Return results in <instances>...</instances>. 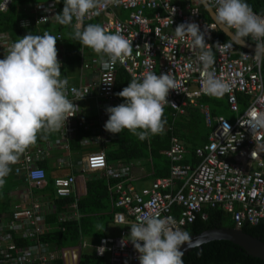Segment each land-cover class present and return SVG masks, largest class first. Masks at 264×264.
I'll return each instance as SVG.
<instances>
[{"label":"built area","instance_id":"obj_1","mask_svg":"<svg viewBox=\"0 0 264 264\" xmlns=\"http://www.w3.org/2000/svg\"><path fill=\"white\" fill-rule=\"evenodd\" d=\"M12 2L6 0L7 9ZM199 4V0H183L182 3L176 0H120L118 5L103 9L99 15L89 13L82 21L73 18L71 26L75 32L82 30L84 23L101 17V25L106 32L123 34L132 40L133 46L131 56L118 60L114 69L104 70L94 57L90 60L85 58L87 47L79 42L80 81L68 84L67 93L68 98L74 100L76 97L71 88L75 87L80 92L88 90L83 99L73 101L78 106L92 95L103 99L109 106L118 105L114 92L118 68H122L131 78L147 71L157 75L171 73L179 87L169 90L166 99L170 103L165 107L177 114L183 113L187 106H198V99L206 95L201 90L205 70L198 60L199 50L192 46V37H177L174 33L175 27L182 22H195L201 31L207 28L205 40L215 54V63L209 71L214 70L216 77L230 84L231 91L224 94L229 109L237 112L238 96L248 97V105L233 121L210 114L208 108L200 104L205 123L211 127V131L208 142L195 149L199 160L197 165L192 167L181 162L185 150L179 139L171 135L169 147L164 151L171 163L169 175L154 179L148 187L139 191L127 183L128 167L107 163L102 150L107 136L103 127L108 119L105 106L94 124L99 130L95 140L102 149L86 154L81 171L96 173L114 181L110 194L114 209H119L113 215L115 223L132 224L143 215L159 212L161 216H172L174 226L186 231L187 225L206 206H218L231 214L237 228L264 221V129L252 133L247 125L252 112L264 111L262 57L258 62L254 51L237 50L232 40L213 43L214 33L218 29L213 21L204 19ZM4 5L5 0H0V9ZM211 6L214 11L215 0H211ZM118 8L128 10V16L124 19L118 17L114 12ZM146 9L153 11L147 15L144 13ZM56 12L53 2L37 4L33 18L19 17L17 27H34V35L48 32L56 36L57 58L64 63L65 56L59 45L62 33L48 29L56 25ZM260 16L264 17V14ZM249 38L257 43L254 38ZM12 43L9 34L0 35V59L7 55ZM109 81L111 84L105 83ZM83 124L84 120L78 119L77 114L69 117L65 127L57 132L58 139L46 147L36 144L27 148L19 160L11 165L12 174L22 176L30 186L41 187L45 179V170L41 166L43 155L48 154L51 147L67 149L75 129ZM80 144H84V141L80 140ZM75 180L74 175L55 178V194L70 196ZM174 206L179 210L178 216H174ZM75 207L76 202H72L74 213H68L67 218L59 220L74 218ZM43 209L45 204L38 201H33L28 207L17 206L11 213L10 222L0 225V264H55L51 253L42 251V242L37 239L42 231L37 218ZM202 217H205L204 213ZM12 230L20 232L31 244L17 246ZM128 238L125 230L120 231L119 237H101L96 246L97 255L102 257L108 252L110 264H139V253Z\"/></svg>","mask_w":264,"mask_h":264},{"label":"clouds","instance_id":"obj_2","mask_svg":"<svg viewBox=\"0 0 264 264\" xmlns=\"http://www.w3.org/2000/svg\"><path fill=\"white\" fill-rule=\"evenodd\" d=\"M201 2L212 11L211 0ZM119 3L120 0H64L62 11L55 19L61 25H70L74 17L82 21L89 13L99 15L103 9ZM0 10H7L6 0ZM212 14L216 27L228 33L234 42L242 45L245 38H254L257 42L254 55L258 62L261 60L264 56V17L257 15L246 0H215ZM174 33L177 37L190 35L193 48L199 50L198 60L205 70L202 92L217 98L229 93L230 84L216 77L214 70L209 71L215 63V54L205 40L207 28L201 31L195 22H182L175 27ZM73 38L97 54V62L104 70L114 69L118 60L132 54V40L119 32H106L100 24L77 29ZM56 39L48 32L43 35L26 33L13 42L7 55L0 59V189L5 186L10 166L37 142L38 134L64 128L68 118L79 112L80 107L73 101L83 99L88 92L73 87L71 92L76 98H68L69 81L61 78ZM105 83L111 84V81ZM178 87L174 76L168 72L157 75L147 71L133 77L116 93L124 102L106 107L108 119L104 129L112 134L127 129L141 141L163 133L164 108L170 103L166 98L170 89ZM247 125L252 133L264 129V111L252 112ZM174 225L172 216H161L159 212L143 215L130 225L128 240L139 253V264H184L182 246L188 244L191 236ZM97 227L104 229L103 225Z\"/></svg>","mask_w":264,"mask_h":264},{"label":"crops","instance_id":"obj_3","mask_svg":"<svg viewBox=\"0 0 264 264\" xmlns=\"http://www.w3.org/2000/svg\"><path fill=\"white\" fill-rule=\"evenodd\" d=\"M179 3H182L183 0H176ZM50 1L44 2L48 3ZM53 2V1H52ZM39 3V4H44ZM55 7L57 9V13H59L57 5L55 2ZM37 4H33V6L24 7L23 10L30 13L31 16L29 18H33L35 6ZM202 6V5H201ZM203 7V6H202ZM204 8V7H203ZM205 9V8H204ZM153 10L146 9L144 11L145 14L150 15ZM206 11V9H205ZM115 14L124 19L128 16L129 11L126 9L118 8L115 11ZM207 15L208 12L206 11ZM209 16V15H208ZM210 18V17H209ZM101 17L94 18L91 23H97L101 25ZM211 20V19H210ZM88 21V22H90ZM88 22L84 23L87 24ZM56 24L58 22L56 21ZM72 25V23H71ZM54 27L50 28L52 31H60L54 29ZM73 31V28L71 26ZM61 32V31H60ZM7 33L10 35L13 42L16 40L13 38L11 33L7 30L0 31V35ZM62 33V32H61ZM74 33V31H73ZM70 40V41H69ZM69 40H65V35L62 33V39L59 43L63 50V54L65 56L64 63H61V78H67L68 84H76L80 81V49H79V41L76 39L70 38ZM74 40V42H72ZM247 41V40H246ZM249 42V41H247ZM256 45L255 42H249ZM74 44V45H73ZM56 46V45H55ZM238 49H243L241 46L237 45ZM4 57V56H3ZM99 59L97 54L90 48H86L85 58L90 60L91 58ZM264 56H262L263 58ZM115 92V86H114ZM116 95V93H115ZM117 99L120 103H123V98L117 96ZM198 99V104H203L204 107H207L210 114L213 112L215 116H223L220 112L222 109H227L229 112L233 113V119L235 120L239 114L246 108L248 105V97L244 95H239V108L238 111H231L228 107V102L226 97L223 95L222 97H214L208 96L201 99ZM194 106L189 108H193V111H197L202 119L198 118L200 121H195V118H191L186 114L185 108L183 113L174 114V111L171 109L170 122L165 124L164 132L161 134H168V140L170 141V136H176L184 148V153L181 158V162L183 164H187L190 166H196L198 163V158L196 155L192 154L195 152L194 150L198 147H203L208 142V135L211 131V127L206 125L203 111L200 106ZM109 106L104 102L103 99L92 95L91 98L84 99L79 104V109L77 112L78 119L84 120V124L81 127H78L73 136L69 139V147L67 149H63L60 146L51 147L48 150V154H44L42 157L41 165L45 169L46 175L44 179V183L41 187L30 186V184L25 181L22 176H16L10 172V174L5 178L6 183L5 186L0 189V191H6L4 197L0 196V225L7 224L11 220V213L15 209V207H28L33 201H38L42 204H45V209L41 210L39 217L37 218V223L41 228V235L37 238L39 239L44 233H55V232H63L65 230L64 222L70 221H60L59 218L65 217L70 213H74V210L71 208V203L69 200H64V198H58V196L50 190H55L53 180L57 177H65L68 175H74L76 180L73 185V191L71 193L72 197L75 199L74 202L78 199L80 202L88 195V191L92 192L90 181L92 180V173H83L81 171L82 161H84V157L90 151H98L101 150L102 147L96 143L95 136L99 133L98 127L94 126L96 119L98 118L100 111L105 107ZM104 112V111H103ZM102 112V113H103ZM186 118L182 121V119ZM226 118V117H225ZM227 119V118H226ZM202 120V121H201ZM184 124L186 127H189L184 136L180 133H176L174 127L180 128V125ZM126 130V129H124ZM178 130V129H177ZM107 133L105 138V147H103V151L105 153V157L107 163L109 165L117 166L123 165L128 167V180L127 183L131 184L132 187L139 191L142 188L148 187L151 182L156 179L153 177L154 168H153V159H151V152L148 150L147 157L145 158H135L131 160H117L111 159L110 161L107 158V153H111L113 151L122 150L124 145L122 143L120 133L112 134L108 131L104 130ZM46 134V133H45ZM48 138L45 139H37V142L34 145H40L42 147H46L51 144L53 141L58 139V133H47ZM80 140L84 141V144H80ZM169 147V146H168ZM167 149V148H166ZM161 150L160 153L165 156L168 161V167L170 168L171 163L170 160L164 154V151ZM63 161V163H61ZM11 167V166H10ZM12 170V168H11ZM169 175V174H168ZM167 175V176H168ZM105 177V176H104ZM160 178V177H158ZM149 180L150 184L148 186L141 185L139 187V183ZM108 180V179H107ZM109 181V180H108ZM107 185V182H105ZM108 189V198L109 199H101L102 203L106 205V208L97 212H82L81 208L76 210V215L71 220H74L77 225L78 230V238L74 244H67V246L59 245L57 246L53 241H41L44 252H50L52 258L54 259L55 264H89L90 262H95V259L101 261L99 264H110L109 261V253H105L104 256L99 257L96 253V246L99 242L100 237L102 236H117L120 234V225L125 226V229L128 231L127 237H129L130 233V225L131 224H118L113 221V219H109L112 214L114 215L115 209L112 203V196L110 194V190H112V185L106 186ZM95 190H93L94 192ZM1 195V193H0ZM60 197V196H59ZM67 197V196H66ZM3 198V199H2ZM63 199V200H62ZM3 205H7V207L2 208ZM209 207V206H207ZM218 207V206H217ZM69 213V214H68ZM111 215V216H110ZM50 219V220H48ZM97 225H103V228H98ZM120 229V230H119ZM124 229V228H123ZM14 230H12L13 232ZM19 231V230H18ZM13 237L16 243L22 242L24 245H30L31 242L22 237L20 232H13ZM98 257V258H96ZM85 260H88L84 263ZM93 262V264H94Z\"/></svg>","mask_w":264,"mask_h":264},{"label":"trees","instance_id":"obj_4","mask_svg":"<svg viewBox=\"0 0 264 264\" xmlns=\"http://www.w3.org/2000/svg\"><path fill=\"white\" fill-rule=\"evenodd\" d=\"M47 1L55 2V0H13L11 5L8 7V9L5 12L0 11V31H5V30L9 31L16 41L19 40L26 33H31L33 35L36 34V30L34 27L31 28L17 27V20L19 17L21 18V17L31 16L30 13L22 11L24 7L33 6V4L44 3ZM246 2L251 6L252 10L256 14L258 15L264 14V0H246ZM55 3L60 13L63 8L64 0H58V2ZM199 9L204 19L207 21H211L205 9L201 6V4H199ZM91 22L92 21L88 22L87 24H84L83 27L87 26L88 24H97ZM45 27L47 28V26ZM52 27L53 26L49 27L48 29ZM54 29L60 30L62 33H64L65 40H69L73 36L71 24L61 25L58 23L54 26ZM228 40L230 39L227 36H225L220 30H217L214 33L213 43L224 42ZM245 40L249 42H253L249 37L245 38ZM72 42H74V40H72ZM235 46L236 48H238L237 45ZM262 75L264 79V57L262 58ZM131 79L132 78L122 68H118L115 77V93H118L124 87H126ZM208 96L210 95L202 96L200 98V101H202L201 100L202 98ZM193 110H194L193 108L187 107L185 115H188L191 118H195V121H200L198 120V118L202 119V116H200V114L196 110L195 111ZM170 111L171 109L169 107L164 108L163 118L164 120H166V123L170 122L171 120ZM211 113L214 114L213 112ZM185 119L186 118L182 119V121ZM188 128L189 127H186V125L184 124H181L180 128L178 127L176 128V126L174 127L176 133L178 132L182 136H184L185 131ZM119 137L122 140L124 148L122 150L113 151L111 153L108 152L106 155L109 161L111 159L131 160L135 158H145L147 157L146 155L148 150H150L152 154L151 159H153V168H154L153 177L154 178L165 177L169 174L168 161L165 158V156L160 153L161 150H164L169 146L168 134L154 135L151 136L150 140L146 139L141 141L137 136L133 135L131 132H129L126 129L120 132ZM45 138H48L47 134L45 133L38 134L37 137L38 140ZM192 154L194 155L195 152H192ZM41 166L43 167V165ZM92 175H93L91 178L92 180L90 181V185H91L90 189L92 190V192L88 191V195H86V197L81 202L78 199L76 200L78 209L81 208L82 212L91 211L93 213L106 208V205L102 203L101 199H109L108 189L106 186L108 185L111 186L114 183V181L109 179L108 181L107 178L102 175L96 173H93ZM105 182H107V185L105 184ZM53 184H54V180H53ZM93 190L95 191L93 192ZM50 191L52 193L53 192L55 193V190H50ZM5 192L6 191L4 190L0 191L1 193L0 196L5 198L4 196ZM58 198H64V200H69V202L72 201L74 202L75 200L72 197V195L67 197L58 196ZM5 207H7V205L2 206V208ZM117 210L119 209L115 208V211ZM173 213L174 216L179 215V210L175 206L173 207ZM202 213L205 214V217H202ZM202 213L198 214L195 220L191 224L187 225L186 231H188L190 235L212 227H229V228L236 227L231 214L223 210L221 207L206 206L203 207ZM109 219L110 220L113 219V214ZM63 224L65 226V230L63 232L58 231L55 233H51V232L44 233L39 238V240L42 242L53 241L57 246L59 245L67 246V244L70 243L74 244L78 238V230H77L76 222L74 220H70L64 222ZM125 224H129V223H125ZM239 228L252 236L260 237L261 240L264 241V221L256 225L244 224ZM125 231L127 236L128 231L127 230ZM16 244L19 247L21 245L24 246L22 242ZM183 260H184V264H264L263 260L250 256L249 254H247V252L244 249L227 240L210 241L205 244H202L200 247H195L191 251H189L187 255L183 257ZM87 261L88 260H85L84 263ZM100 262L101 261H99L98 259H95L94 264H99ZM58 263L60 264V262Z\"/></svg>","mask_w":264,"mask_h":264},{"label":"water","instance_id":"obj_5","mask_svg":"<svg viewBox=\"0 0 264 264\" xmlns=\"http://www.w3.org/2000/svg\"><path fill=\"white\" fill-rule=\"evenodd\" d=\"M200 1V4L205 8L204 4ZM208 12V15L215 23L214 17H213V9L212 11L205 8ZM216 24V23H215ZM218 30H220L225 36H227L230 40L233 41V38L228 35L225 31L219 29V26L217 27ZM234 42V41H233ZM236 45L241 46L243 49L254 51L255 45L252 43H249L245 40L244 44H240L239 42H234ZM190 241L188 244L182 246V251L184 252V255H187L189 251H191L195 247H200L202 244H205L210 241H216V240H227L232 242L233 244L238 245L242 249H244L247 254H249L252 257L259 258L264 261V241L261 240L260 237L252 236L246 232H244L242 229L237 227H212L209 229H204L198 233L191 234L190 235Z\"/></svg>","mask_w":264,"mask_h":264},{"label":"rangeland","instance_id":"obj_6","mask_svg":"<svg viewBox=\"0 0 264 264\" xmlns=\"http://www.w3.org/2000/svg\"><path fill=\"white\" fill-rule=\"evenodd\" d=\"M223 116H225L228 120L230 121H233L234 119L232 118L233 117V113L229 112L227 109H222L221 112H220ZM150 184L149 180L147 179L146 181H143V182H140L139 183V187H141V185H144V186H148ZM122 228V229H121ZM124 228V229H123ZM120 229L121 230H126L125 229V226L123 225H120ZM119 229V230H120ZM120 230V231H121ZM89 264H93V262H90ZM104 264H107L106 262Z\"/></svg>","mask_w":264,"mask_h":264},{"label":"bare ground","instance_id":"obj_7","mask_svg":"<svg viewBox=\"0 0 264 264\" xmlns=\"http://www.w3.org/2000/svg\"><path fill=\"white\" fill-rule=\"evenodd\" d=\"M120 235V234H119ZM119 235L115 236V237H119Z\"/></svg>","mask_w":264,"mask_h":264}]
</instances>
